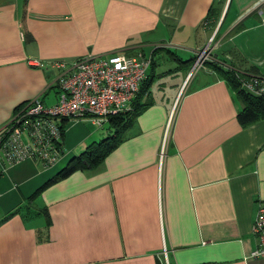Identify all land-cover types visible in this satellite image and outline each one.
Listing matches in <instances>:
<instances>
[{
	"label": "crops",
	"instance_id": "crops-1",
	"mask_svg": "<svg viewBox=\"0 0 264 264\" xmlns=\"http://www.w3.org/2000/svg\"><path fill=\"white\" fill-rule=\"evenodd\" d=\"M232 5L0 0V129L35 97L55 102L51 63L112 53L149 58L138 98L147 106L123 140L100 165L48 184L33 201L47 225L34 210L24 219L14 211L104 137L77 125L87 119L66 120L55 165L0 161V264H264L250 257L252 221L264 207V119L239 124L242 105L217 71L203 67L187 78L189 60L210 42V61L221 70L264 78V0ZM210 8L216 17L204 23Z\"/></svg>",
	"mask_w": 264,
	"mask_h": 264
},
{
	"label": "built area",
	"instance_id": "built-area-1",
	"mask_svg": "<svg viewBox=\"0 0 264 264\" xmlns=\"http://www.w3.org/2000/svg\"><path fill=\"white\" fill-rule=\"evenodd\" d=\"M211 59L206 46L195 52L187 78ZM31 66H40L29 61ZM149 66V58L140 54L126 56L112 53L103 57L83 56L71 63H51L58 70L54 87L56 100L45 106L35 97L15 109L8 123L0 129V161L13 166L30 160L42 168L55 165L61 157V123L87 119L101 128L109 117L129 110ZM239 86L254 96H264V78L236 73ZM171 115L162 136L158 164L164 157ZM158 167V168H159ZM251 231L257 240L250 257L264 259V207L258 206ZM164 254V253H163Z\"/></svg>",
	"mask_w": 264,
	"mask_h": 264
},
{
	"label": "trees",
	"instance_id": "trees-1",
	"mask_svg": "<svg viewBox=\"0 0 264 264\" xmlns=\"http://www.w3.org/2000/svg\"><path fill=\"white\" fill-rule=\"evenodd\" d=\"M215 17V13H212V9L210 8L206 14L204 23L208 22L210 19H214ZM193 59L189 60L190 65L192 64ZM204 67L217 71L218 74L234 90L238 100L242 105L241 109L237 113V120L241 126H249L264 119V96H254L241 89L238 78L236 77V73L239 72L233 69L221 70L219 67L213 64L212 61L205 62ZM243 75L254 74L243 73ZM147 85L148 83L145 75L144 79L138 86L137 92L130 101L129 110L108 118L106 123L109 130L108 134L97 142H91L87 144L79 154L71 157L63 168H61L54 176L48 179L42 186L37 188L27 197L24 211H20L21 208L19 207L14 211V213H20L24 219V215L28 210H34L31 214L34 216L41 215L45 219L47 225L48 220L45 209H36L32 204L35 198L41 192L42 188L59 180L60 178L68 176L75 171L93 169L100 165L102 160L123 140L124 134L132 125L135 116L140 112V110L147 106V103L140 104L138 101V98L143 94Z\"/></svg>",
	"mask_w": 264,
	"mask_h": 264
},
{
	"label": "rangeland",
	"instance_id": "rangeland-1",
	"mask_svg": "<svg viewBox=\"0 0 264 264\" xmlns=\"http://www.w3.org/2000/svg\"><path fill=\"white\" fill-rule=\"evenodd\" d=\"M234 8H235V5H234V0H233V5H232ZM232 8V7H231ZM231 10V9H230ZM212 44H213V42L211 43H208L207 45H205L206 47H207V49L211 52V47H212ZM80 128H83V129H85L86 131H96V135H100L101 137L100 138H102V137H105L106 136V134H108V133H106V132H109V130H108V128H107V125L106 124H104L101 128H96V127H94L90 122L88 123V122H83V123H79V124H77ZM75 129H77V128H75ZM74 129V130H75ZM106 133V134H105ZM99 138V139H100ZM98 139V140H99ZM82 151V150H81ZM80 151V152H81ZM78 154V153H77ZM65 164V163H64ZM61 167H63V165H59V166H57V170H59ZM56 172V171H55Z\"/></svg>",
	"mask_w": 264,
	"mask_h": 264
}]
</instances>
